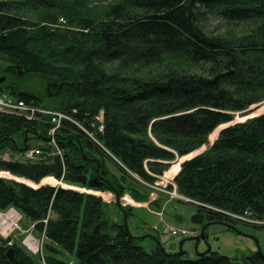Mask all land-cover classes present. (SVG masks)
<instances>
[{
    "label": "trees",
    "instance_id": "obj_1",
    "mask_svg": "<svg viewBox=\"0 0 264 264\" xmlns=\"http://www.w3.org/2000/svg\"><path fill=\"white\" fill-rule=\"evenodd\" d=\"M89 1H0V95L81 123L103 111L104 149L71 123L54 148L49 125L0 114V153L13 156L0 159V172L33 187L51 177L146 202L151 190L141 181L153 184L172 161L209 146L228 125L182 164L177 192L197 209L193 221L207 224L206 235L213 224L238 232L232 215L246 211L264 222V114L232 124L264 103V0H115L98 11ZM61 17L66 24L54 28ZM213 18L230 27L227 35L207 31ZM110 64L167 70L122 78L107 71ZM32 75L46 83L42 96L14 82ZM26 145L43 150L37 162L16 159ZM29 185L0 178V213L15 210L29 221L43 249L34 254L0 235V264H264L262 252L239 259L211 250L195 259L170 254L157 237L147 250L102 199Z\"/></svg>",
    "mask_w": 264,
    "mask_h": 264
},
{
    "label": "rangeland",
    "instance_id": "obj_2",
    "mask_svg": "<svg viewBox=\"0 0 264 264\" xmlns=\"http://www.w3.org/2000/svg\"><path fill=\"white\" fill-rule=\"evenodd\" d=\"M0 1H10V0H0ZM15 1H23V0H15ZM115 2V0H90L87 2L88 9L90 10H99L102 9L105 5H109L110 3ZM31 16V15H30ZM29 16V17H30ZM33 16V15H32ZM64 18H60L56 25L59 24L60 20ZM66 20V19H65ZM55 25V26H56ZM59 28V27H55ZM207 31L215 34V35H227L226 30L228 27L224 22L219 20L218 18H213L206 24ZM65 29V28H61ZM5 66L4 62L0 61V68ZM106 69L109 73L119 74L122 78H142V79H149L151 77L157 76L164 71L167 70L166 66L161 67H153V68H140L135 67L129 70L121 69L117 64H110L106 66ZM14 79L8 77L7 82H13ZM15 83L19 85L20 90L27 91L33 95L42 96L44 94L46 83L41 77L39 76H27L23 80H15ZM251 112H249L246 116H238L236 120L232 123H239L246 121L249 118H254L259 115L264 114V103L255 105L251 107ZM228 125L221 126V128L226 127ZM218 130L214 132L209 138V144L213 145V143L218 138ZM37 142L33 141L32 144H36ZM209 145V146H210ZM204 146L199 151L192 153L189 156L177 158L176 160L170 163L169 169L164 173L163 176L157 177V180L153 184H146L141 181V183L148 187L150 191V195L155 190L158 195V199H156V205H152L151 209H144L143 211L136 209L132 211V208L128 205L120 204L121 197L125 195H130L131 198L136 201L131 194L124 193L123 195H116L114 192L111 191H100L96 189H90L97 192V198L103 200L105 204H108V210L111 214V217L114 221L122 222L125 221V212L127 216L131 214L129 219L127 220L128 228L131 234L134 237L142 238L143 241H140V244L144 246L147 250H151L155 247L156 237L159 240V243L163 245L166 252L170 254L179 253L181 251L180 244L184 242L182 251L187 253V257L190 259L197 258L198 254H202L211 250L213 252H218L221 255L228 256L230 258H241L244 255H250L257 252L264 253V223L262 225H254L245 222L236 224V228L238 232L230 231L226 229L223 225L220 224H213L208 227L207 230V241H201L199 245H197V241L193 240V237H184L181 234L182 230L191 231L193 229H198L200 232L204 228L205 225L196 224L193 221V217L197 212V209L190 204L189 202L185 201L184 199L177 197V185L175 184V177L181 171V166L183 161H187L194 156H197L210 147ZM13 156L9 153H0V159L4 161L12 160ZM21 156H16V159H20ZM9 172H0V178L5 179H12L18 182L23 183L24 180L17 178L10 174ZM12 175V176H11ZM54 179V178H53ZM51 177L48 180H45L42 184L49 185V186H62L63 188L67 185L63 184L62 182H55ZM56 180V179H55ZM57 181V180H56ZM26 184L29 185L27 181H24ZM164 182V186L157 187L162 191L153 189L152 186L155 184H160ZM40 183V184H41ZM36 185V184H35ZM30 186V185H29ZM38 188L39 185H36ZM156 187V186H155ZM172 187V189H170ZM86 190V191H90ZM175 195L171 196L166 194ZM150 195L149 199L146 202H138V203H148L150 202ZM106 199V200H105ZM117 199V200H115ZM167 201V202H166ZM137 202V201H136ZM154 203V204H155ZM151 210V211H150ZM154 210V211H153ZM15 210H10L7 213H0L2 215L8 214ZM163 211V216H158L157 212ZM155 212V213H154ZM16 214L19 215V220L17 221L13 231L8 235L5 236L0 232L4 238L12 237L14 241L18 242L19 244L25 246L29 251L34 254H37L38 251L34 252L30 249L29 245L27 244V240L30 237H33L36 241L38 240L40 243L38 245L39 251L43 249L44 241L43 238L39 239L38 236H34L33 226L31 223L15 211ZM159 214V213H158ZM37 249V250H38ZM41 253V252H40ZM73 259L72 257H70Z\"/></svg>",
    "mask_w": 264,
    "mask_h": 264
},
{
    "label": "built area",
    "instance_id": "obj_3",
    "mask_svg": "<svg viewBox=\"0 0 264 264\" xmlns=\"http://www.w3.org/2000/svg\"><path fill=\"white\" fill-rule=\"evenodd\" d=\"M66 24V21L64 19H61L59 24L54 26L55 27H62ZM76 112V111H75ZM0 114L6 115V116H18L21 118H24L27 122L31 123H45L49 125L47 138L48 144L54 148H58L56 138L59 131L68 123L74 124L77 126L88 138H90L95 144H97L99 147L104 149L103 145L99 141L100 135H102L105 132V115L104 112H100L99 114L91 117L87 123H81L78 120H76L73 116L60 111V110H53L48 109L44 107H37L31 104L26 103L22 100H17L13 96L9 94H2L0 95ZM61 154V151L58 152ZM43 150L41 148H32L29 150H26L23 154H21V161L24 162H37L39 158L42 156ZM156 186V187H155ZM155 186H152V188L162 191L161 189H158L157 187L164 186L163 183L155 184ZM165 187V186H164ZM65 189L75 190L81 193H86L90 195H97L98 193L90 190L89 192L86 191L85 188H78L73 186H65ZM166 194H169L166 191H163ZM171 196H175L172 194H169ZM177 197H180L184 199L187 202H190L189 199L184 198L183 196L179 195L177 193ZM157 192L155 190L150 195V202L148 203H138L134 201L130 195H125L121 197L120 204L128 205L129 207L133 208H148L152 203L156 202V199H158ZM106 200V199H105ZM234 220H236L239 223H250L254 225H262L264 222L258 220L255 218V216L251 212H244L243 214L239 215H232ZM200 231L198 229H193L191 231L182 230L181 234L184 237H199Z\"/></svg>",
    "mask_w": 264,
    "mask_h": 264
},
{
    "label": "bare ground",
    "instance_id": "obj_4",
    "mask_svg": "<svg viewBox=\"0 0 264 264\" xmlns=\"http://www.w3.org/2000/svg\"><path fill=\"white\" fill-rule=\"evenodd\" d=\"M19 218V215L16 214L15 211L4 215L0 214V232L3 235L8 236L13 231ZM27 244L32 251H37L39 243L33 237H30L27 240Z\"/></svg>",
    "mask_w": 264,
    "mask_h": 264
},
{
    "label": "water",
    "instance_id": "obj_5",
    "mask_svg": "<svg viewBox=\"0 0 264 264\" xmlns=\"http://www.w3.org/2000/svg\"><path fill=\"white\" fill-rule=\"evenodd\" d=\"M4 81V79H2V81L1 82H3ZM249 119H251V118H249ZM248 120V119H247ZM243 122H245V121H243ZM236 124V123H235ZM230 125V124H229ZM226 127H228V126H226ZM226 127H223V128H221V130L222 129H224V128H226ZM221 130H218V134H219V132L221 131ZM25 144H26V140H25ZM212 145H210L209 147H211ZM27 150V145L25 146V148H24V151H26ZM195 157V156H194ZM194 157H192V158H194ZM192 158H190V159H192ZM190 159H187V160H190ZM91 161H96V160H91ZM186 161V160H185ZM185 161H183L181 164H183ZM24 184H26L25 182H23ZM28 185V184H27ZM31 186V185H30ZM42 186H46L45 184H40L39 186H38V188L39 187H42ZM53 187H55V186H53ZM124 224H125V228H126V230L127 231H129V228H128V224H127V213L125 212V221H124ZM206 228H207V226H204V228L202 229V231H201V233H200V236L199 237H195V238H193V240H196L197 241V245H199V243L201 242V241H207L208 240V237H207V235H206ZM37 242L38 243H40L38 240H37ZM183 244H184V242H182L181 244H180V249H181V251L179 252L180 254L183 252L182 251V247H183ZM161 249L163 250V251H165V249H164V247H162V245H161ZM37 251H39V249L37 250ZM210 250H208L207 252H209ZM13 257H14V250L13 249H10L9 250V252H8V258L11 260V259H13Z\"/></svg>",
    "mask_w": 264,
    "mask_h": 264
},
{
    "label": "crops",
    "instance_id": "obj_6",
    "mask_svg": "<svg viewBox=\"0 0 264 264\" xmlns=\"http://www.w3.org/2000/svg\"><path fill=\"white\" fill-rule=\"evenodd\" d=\"M167 202V201H166ZM155 203V202H154ZM154 203H152L148 208H133L132 209V211H133V214H134V211L136 210V209H139V210H141V211H143L144 209L146 210V209H151V206L152 205H156V203L154 204ZM151 211V210H150ZM154 211V210H153ZM155 213V212H154ZM159 213V214H158ZM155 214H157L158 216H160V217H162L163 216V211H160V212H157V213H155ZM201 243V242H200ZM199 243V244H200ZM163 246V245H162Z\"/></svg>",
    "mask_w": 264,
    "mask_h": 264
}]
</instances>
